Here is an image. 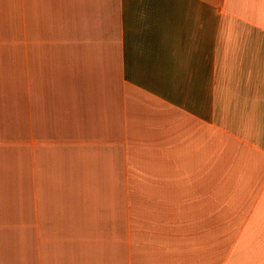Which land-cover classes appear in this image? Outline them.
I'll return each mask as SVG.
<instances>
[{"label": "crops", "instance_id": "1", "mask_svg": "<svg viewBox=\"0 0 264 264\" xmlns=\"http://www.w3.org/2000/svg\"><path fill=\"white\" fill-rule=\"evenodd\" d=\"M0 264H264V0H0Z\"/></svg>", "mask_w": 264, "mask_h": 264}, {"label": "rangeland", "instance_id": "2", "mask_svg": "<svg viewBox=\"0 0 264 264\" xmlns=\"http://www.w3.org/2000/svg\"><path fill=\"white\" fill-rule=\"evenodd\" d=\"M16 35H22V29L16 32Z\"/></svg>", "mask_w": 264, "mask_h": 264}, {"label": "bare ground", "instance_id": "3", "mask_svg": "<svg viewBox=\"0 0 264 264\" xmlns=\"http://www.w3.org/2000/svg\"><path fill=\"white\" fill-rule=\"evenodd\" d=\"M210 159V158H209ZM222 160V159H221ZM212 161V160H211ZM211 165V164H210ZM216 176V175H215ZM222 178V177H221Z\"/></svg>", "mask_w": 264, "mask_h": 264}]
</instances>
